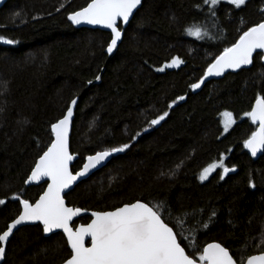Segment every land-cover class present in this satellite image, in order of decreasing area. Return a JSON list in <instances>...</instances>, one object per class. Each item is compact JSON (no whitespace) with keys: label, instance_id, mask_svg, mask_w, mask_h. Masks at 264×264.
Wrapping results in <instances>:
<instances>
[{"label":"trees","instance_id":"1","mask_svg":"<svg viewBox=\"0 0 264 264\" xmlns=\"http://www.w3.org/2000/svg\"><path fill=\"white\" fill-rule=\"evenodd\" d=\"M89 2L9 0L0 8V37L15 41L0 40V199L6 202L0 233L21 212L14 196L35 202L45 190L46 183L25 181L53 139L51 125L78 97L74 171L91 154L129 147L66 195L69 205L87 212L76 223H88L91 211L136 200L162 203L166 220L169 212L173 217L170 226L183 218L174 230L182 232L178 238L190 255L193 240L200 251L218 241L242 264L264 252V153L254 159L244 148L257 128L245 113L264 97L263 55L249 68L191 88L225 47L264 21V0H247L239 9L223 1L214 16L203 0H144L121 26L124 37L112 57L110 32L68 20ZM190 27L211 37H191ZM173 58L183 63L166 67ZM226 110L236 123L225 133ZM165 112L164 120L150 124ZM221 158L235 171L217 170L201 181L203 169ZM70 251L62 232L45 237L42 225H27L12 236L2 264H62Z\"/></svg>","mask_w":264,"mask_h":264},{"label":"snow or ice","instance_id":"2","mask_svg":"<svg viewBox=\"0 0 264 264\" xmlns=\"http://www.w3.org/2000/svg\"><path fill=\"white\" fill-rule=\"evenodd\" d=\"M141 2L142 0H90L86 7L71 13L68 20L76 25L87 23L110 29L111 41L107 52L112 53L122 36L118 21L127 24ZM221 2L222 0H203L204 4L209 5L213 16L216 6ZM227 3L239 9L245 5L246 0H227ZM187 31L189 35L198 39L208 35L201 27H190ZM0 40L7 44L15 43L3 37H0ZM254 53L257 56L264 55V21L248 27L231 47H225L208 66L205 76H219L226 69L235 70L242 65H250L253 63ZM182 63L183 61L179 58H173L166 67H178ZM163 70V68L158 69V71ZM100 78L99 75L95 77L96 80ZM201 83L203 80L192 84L191 88L197 89ZM178 99L183 100L184 97L181 96ZM76 103V99L71 100L63 118L51 125L53 139L47 150L36 161L31 175L25 181L29 183L47 178L49 182L43 194L35 203L20 199L19 196L12 198L19 201L23 210L7 226V230L0 233V259L5 257L4 245L17 226L25 222L39 221L43 225L44 233L61 229L67 237V246L71 251L64 264H236L228 249L220 243H209L200 251L196 242L190 241L188 246L193 248V253L188 254L186 247L182 246V241L178 239L182 232L178 233L174 230V227H182L183 218L177 219L175 224L170 226L168 221L173 217L169 212L166 220L164 213L167 208L162 203L150 205L136 200L112 211H93L90 223L81 224L75 229L72 227L73 219L81 214V209L66 205L65 190L69 189L78 177L88 174L91 169L96 168L113 153L123 152L129 147L128 144H124L121 147L96 152L95 155L86 158L87 162L83 164L82 170L73 174L70 164L75 157L69 150V130L73 106ZM167 115V112L163 113L156 119H152L150 124H159ZM221 115L225 118L224 126L227 130L229 125L235 122L232 119V113L224 112ZM245 115L253 124H258L257 130L244 141V148L248 149L252 156H256L258 152L264 150V97L258 96L251 111ZM218 167L223 168L225 175L235 171L224 166L223 158H221L219 163L210 164L203 169L199 179L204 181ZM5 203V200L0 199V205ZM207 227V223L203 224V228ZM86 239H90V246H86ZM247 264H264V253L249 257Z\"/></svg>","mask_w":264,"mask_h":264},{"label":"water","instance_id":"3","mask_svg":"<svg viewBox=\"0 0 264 264\" xmlns=\"http://www.w3.org/2000/svg\"><path fill=\"white\" fill-rule=\"evenodd\" d=\"M9 0H0V8H2L7 2H8ZM143 2H144V0H142V2H141V5L140 6H138V8L136 9V10H134V13H133V15L130 17V19H129V22L127 23V24H124L122 21H118V27H119V29L121 30V32H122V36H121V39L117 42V46H116V48H114L113 49V52L112 53H108V56L109 57H112L115 53H116V51L118 50V47H119V45H120V43L122 42V40H123V37H124V31H123V29L121 28V26L122 27H127L128 25H129V23L131 22V20H132V18L134 17V15L136 14V12L141 8V6H142V4H143ZM86 7V6H85ZM82 9V8H81ZM81 9H79V10H81ZM79 10H77V11H79ZM76 12V11H75ZM71 14V13H70ZM69 14V15H70ZM71 22V21H70ZM72 23V22H71ZM73 24V23H72ZM73 26L74 27H76V28H89V29H100V30H104V31H108V32H110L111 33V30L110 29H107V28H105V27H103V26H101V25H90V24H87V23H81V24H79V25H76V24H73ZM110 44V43H109ZM108 48V47H107ZM257 52H261V50H257ZM256 55V53H254L253 54V60H254V56ZM263 59H264V55H263ZM253 64V63H252ZM252 64H250V65H242L240 68H249V67H251L252 66ZM240 68H238V69H240ZM238 69H235V70H233V69H226L221 75H219V76H215V75H213V76H205V78H204V81L203 82H206V81H208V80H211V79H219V78H221V77H223L225 74H227V73H229V72H232V71H236V70H238ZM207 71V70H206ZM100 77H101V75H99ZM101 79V78H100ZM100 80H95V82H99ZM76 100H77V102H78V97L77 98H75ZM256 102V101H255ZM254 105H255V103H254ZM76 106H77V103H76V105L75 106H73V117H72V121H71V124H70V130H69V150H70V152L72 153V155L75 157V159L71 162V164H70V170L73 172V174H75L76 172H78V171H80V170H82V168H83V165H82V167L79 169V170H77V171H74L73 170V165H74V163L78 160V158H79V155L77 154V153H73L72 152V150H71V136H72V131H73V126H74V119H75V111H76ZM67 112V111H66ZM66 114V113H65ZM63 118V117H62ZM61 118V119H62ZM60 120V119H59ZM56 123V122H55ZM257 125V128H258V124H256ZM257 128H256V130H257ZM47 150V149H46ZM248 152H249V154H250V156L252 157V158H254V159H258L263 153H264V150H262V151H260V152H258L257 153V155L256 156H252L251 155V153H250V151L248 150V149H246ZM100 152V151H99ZM43 155V154H42ZM91 155H95V153L94 154H91ZM90 156V155H89ZM88 157V156H87ZM86 157V158H87ZM111 158H112V155L111 156H109L108 158H106L100 165H98L96 168H94V169H91L89 172H88V174H86L85 176H83V177H78V179H77V181L69 188V189H66L65 190V192H64V199H65V203H66V205L68 206V207H73V206H71V205H69L68 204V201H67V198H66V195L68 194V193H70V191H72L74 188H75V186L77 185V184H79L80 182H82V181H84V180H86V179H88L89 177H91L94 173H96L98 170H100V169H102L103 167H105L108 163H109V161L111 160ZM39 159V158H38ZM37 159V160H38ZM87 161H86V159H85V162L84 163H86ZM83 163V164H84ZM232 169H234V168H232ZM231 172H234V171H230L229 173H231ZM224 174V173H223ZM228 174V173H227ZM31 175V173L29 174V176ZM225 175V174H224ZM49 181L47 180V178H42L40 181H32V182H29V183H26V185L27 186H31V185H40V184H43V183H46V187H45V189L47 188V183H48ZM42 194H43V192H42ZM41 194V195H42ZM40 197V196H39ZM39 199V198H38ZM37 199V200H38ZM30 202V201H29ZM135 202V201H134ZM142 202H144V201H142ZM30 203H35V202H30ZM124 205V204H123ZM122 205V206H123ZM121 207V206H120ZM74 208H76V207H74ZM23 209H22V207H21V211H22ZM112 210H114V209H112ZM112 210H106V211H112ZM97 211V210H96ZM93 211H91L90 212V215H91V213H92ZM86 211L85 210H83V209H81V214L78 216V217H74V219H73V222L75 221V220H77V219H79L80 217H82V216H84V215H86ZM19 216V215H18ZM17 216V217H18ZM16 217V218H17ZM15 218V219H16ZM73 222H72V227L75 229V227H74V225H73ZM91 222V220L88 222V223H90ZM10 223H12V221L10 222ZM9 223V224H10ZM35 224H40V225H42L39 221H37V222H25V223H23V224H21V225H19V226H17V229H14L13 230V235L16 233V231L17 230H19L21 227H23V226H27V225H35ZM82 223H79L76 227H78L79 225H81ZM85 224H87V223H85ZM42 227H43V225H42ZM7 230V229H6ZM59 232H62L63 233V231L61 230V229H55L53 232H50V233H44V236L45 237H49V236H51V235H53V234H55V233H59ZM64 234V233H63ZM12 235V236H13ZM12 236H10V238H9V241L11 240V238H12ZM65 236V235H64ZM66 237V236H65ZM66 239H67V237H66ZM179 239V238H178ZM9 241L4 245L5 246V249H6V251H7V247H8V244H9ZM209 243H220V242H218V241H211V242H209ZM208 243V244H209ZM223 247H225V248H227L226 246H224L222 243H220ZM207 245V244H206ZM205 245V246H206ZM86 246H90V239H86ZM183 246V245H182ZM228 249V248H227ZM228 251H229V253H230V255H232V253L230 252V250L228 249ZM187 252V251H186ZM261 253H264V252H261ZM261 253H256V254H253V255H251V256H254V255H259V254H261ZM233 256V255H232ZM251 256H249V257H251ZM5 257H6V254H5ZM5 257L3 258V259H0V264H2L4 261H5ZM248 257V258H249ZM248 258H247V260H248ZM233 259L236 261V264H242V263H238L237 262V260L234 258V256H233ZM247 260L243 263V264H247ZM65 262V261H64ZM64 262L62 263V264H64Z\"/></svg>","mask_w":264,"mask_h":264},{"label":"rangeland","instance_id":"4","mask_svg":"<svg viewBox=\"0 0 264 264\" xmlns=\"http://www.w3.org/2000/svg\"><path fill=\"white\" fill-rule=\"evenodd\" d=\"M223 1H224V2H227V0H222V2H223ZM246 1H247V0H246ZM202 30H204V31H206V32L208 33V35H207V36H204V37H211L210 32H209L208 30L203 29V28H202ZM187 35H189V34H188V31H187ZM189 36L196 38L195 36H192V35H189ZM171 62H172V61H171ZM171 62H169V64H170ZM224 112H230V113H232V119L235 121L234 123H232V124L229 125V127H228L227 130H225V126H224V119H225V118L222 117V115H221V119H222V123H223V127H224V132L226 133V132H228L229 130H231V128L235 125V123H236V117H235L234 113L231 112V111L226 110V111H223L222 113H224ZM214 163H215V162H214ZM212 164H213V163H212ZM207 167H208V166H207ZM217 170H222V171H223V168H220V167L216 168L214 171H212V172L208 175L207 179H205L204 181L208 180V179L211 177V175H212L213 173H215Z\"/></svg>","mask_w":264,"mask_h":264},{"label":"flooded vegetation","instance_id":"5","mask_svg":"<svg viewBox=\"0 0 264 264\" xmlns=\"http://www.w3.org/2000/svg\"><path fill=\"white\" fill-rule=\"evenodd\" d=\"M91 216V215H90ZM81 218V217H80ZM79 218V219H80ZM79 219H77V220H75L74 222H73V225H74V227H76L79 223H82V222H78V223H76ZM91 220V219H90ZM76 223V224H75ZM82 224H85V223H82Z\"/></svg>","mask_w":264,"mask_h":264}]
</instances>
